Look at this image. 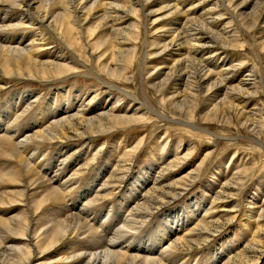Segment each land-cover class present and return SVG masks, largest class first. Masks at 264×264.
Returning a JSON list of instances; mask_svg holds the SVG:
<instances>
[{
	"label": "rangeland",
	"instance_id": "1",
	"mask_svg": "<svg viewBox=\"0 0 264 264\" xmlns=\"http://www.w3.org/2000/svg\"><path fill=\"white\" fill-rule=\"evenodd\" d=\"M115 2L119 5V8L118 10H114L115 14L110 18L109 25L120 30L118 33L111 32L105 20L99 21V19L90 20L78 30L79 24L76 22L75 31L77 30L76 34L86 41L91 50H93L91 57L93 65L97 63V56L99 54H107V57H109L111 53V57H116L121 63V67L125 72L124 74L130 75L134 79V82L130 81L127 84L116 81V85L125 87L127 91L133 93L134 97L125 95L117 89L111 90V88L105 87L96 79L90 76H80V74H72L73 76L63 78L61 81L60 78L58 79L59 81L40 83L33 80H9L2 96L6 97L9 92L15 91H25L24 93L27 94L29 93V89L30 91L39 93L40 96L38 97L39 101H37V104L35 103L32 109L25 113L24 117L22 116V120H19L20 122L25 120L26 122L24 121L23 123L26 124L28 122L31 124L39 116H42V121H46L48 119L47 114L49 111H52L50 107H53V105L54 107H58L57 104L62 103V94L55 92L56 89L64 87L73 90L76 88L85 93L86 96L93 93L94 96L96 95V101L102 100L107 93L110 94L105 106L106 108H111L113 111L111 113L113 114L127 113L129 110L134 109L138 105V102L150 105L152 110L148 115H145L143 122L114 129L104 134L93 135L94 137L91 136V138H88L90 137L89 135L76 138L71 131V136L69 135L66 141L53 142L52 144L51 141H45V144L41 147L42 149H40L41 151L38 152V156H42L39 159L42 162V168L44 166L41 173H45L46 177H48L47 175L52 176L53 171L59 173L68 161L69 165L63 169V172L66 174L73 173L74 176L77 175L73 185L77 187L71 197L73 201L75 200V203H79L75 204L76 206L73 204V207L76 210L84 201L86 202L88 197L89 199L92 198L87 201L89 205L87 213L95 215L97 218L90 215L91 218L88 221L90 220L89 222L94 228L98 226L96 230L97 232H101L107 228L106 226H109V224L107 225L103 221L100 222L101 213L105 214L113 206L111 212L114 211L115 213L112 216L123 214V210L128 206L129 200L132 201L138 192L136 186L133 185L134 181H138V177L142 176L143 171L148 170L150 167L156 172L159 171L160 177L158 176V183L154 184V179L151 177V181H146L139 194L146 193L147 197H153L156 193L151 192L149 190L150 187V189L164 190L168 196L161 203H157L155 205L157 206L156 208L154 206V208L149 210L151 216L146 221L144 216H141V219L139 218L145 221L143 222L144 225L137 224L135 231L133 232L134 229L131 231L134 233V238L137 242H140L144 246H151L155 245L156 238L162 237L166 241L167 236L164 234V228L171 225L165 223L160 226V229H157L162 223V215L175 210L173 212H176L177 215L173 216L174 219L172 218L169 222L172 224V222L180 217L182 208H187V211L192 210V207L188 208L191 203H198L200 206L199 210H202L204 204L211 200L215 201L219 199L217 204H223V207H219L214 210L215 212H211L212 219L207 218L209 221L212 220L208 226L212 232L210 237L203 239V234L201 236L198 234L200 233L199 228L195 229L193 235L199 236L194 240V236H187L189 238L188 241L177 246V251L179 252L176 251L177 253L175 252L168 256L167 264H180L176 263L178 260V262L185 261L184 263L186 264H210L214 254H216L214 256L215 260L218 254L221 255L220 262L222 263V260L225 258L223 249L226 246L232 247L231 254H228L229 256L227 255L228 257L225 258L227 260L229 258V264H264V250L259 251L255 249L253 245L256 240L251 236H255L256 233H258V237L262 236L264 226L259 232L254 223H251L250 227H247L248 229L243 226L244 215L246 211L252 208H249L250 203L256 202L259 205L264 196V0H225V7H227V4L229 10L221 4L220 0H149L140 10H137L136 7L132 8L131 3H125L122 0H115ZM173 3L177 4L175 5L177 7H170V9L166 7L167 4ZM179 10L183 12L178 13ZM183 13L186 14L185 18H181L179 24H174V18L180 17ZM235 15L238 16L234 17ZM195 20H203L208 25L207 30L200 36L202 37L200 38L202 39V44L206 47L199 50L194 49L195 51L187 49L184 52L182 49L184 47L190 48V43L181 42L182 40L184 41L181 38V32L185 31V28L188 25L190 26L189 23ZM190 27L194 28V26ZM176 28L179 33L178 37L169 36ZM21 32L23 30L17 29L13 35H19ZM136 36L137 41L135 43L133 37ZM50 37L52 42L61 48L63 47L62 49L67 55L76 57L78 68L80 67L84 72L91 74L84 64L78 60L76 55L66 49L56 38ZM154 42L155 44L153 45L152 43ZM134 43L133 47L136 48V54L135 57H132V54L129 53L130 55H128L125 49L131 48ZM84 46L83 43H80V48L78 47L77 49L82 55L86 56L88 55V50ZM164 47L166 50L160 52ZM171 51H175V55H171ZM210 51H217L216 56H206ZM55 53H57L56 50H43L42 55L38 56V60L50 59ZM181 54L187 59L182 58L174 63L175 59L181 58ZM221 58H224V61H232L233 63L242 62L243 65L241 68L230 70L228 67L221 66L223 64ZM197 63H203L206 68H214L215 70H218L220 67L224 71L230 70L229 73L225 74L230 78L229 83L232 78L239 79L244 74H248L247 69L251 71L252 75L255 76L254 79L252 77V81L254 80L256 83V90H254V93L247 95L248 101L244 108L246 115H239L237 112L233 114L227 107L223 106L216 109L206 108L201 102L190 98L180 100L174 106L169 105V101L175 100V96L177 95L174 93L173 86L168 85L167 92L169 96L167 100L160 95V87L147 88L143 85L141 73L143 72V68H147L146 66L153 65L158 67L159 77L157 81L160 82L171 72L173 74L177 73L180 68L185 70L186 76L192 78L193 70ZM85 65L94 70L90 66L91 64L85 63ZM212 81L213 79L209 80L208 84H211ZM235 83V81L231 80L230 85H235ZM180 87L183 88V85ZM223 92L224 90H221L219 97L224 95ZM59 99L61 101L58 102ZM128 100L131 102L129 103ZM140 107L142 109H139V111L146 113L147 109L142 107V105ZM256 107L259 110V117L257 118L260 122L259 126H256L250 118V112L255 110ZM125 108L126 111L124 110ZM40 113L43 114L41 115ZM30 124L27 125L29 126ZM250 126L255 127L251 132L248 131ZM253 133L259 135L260 141H248L243 137L246 134ZM86 138L89 139V144L88 148L84 149L82 147L86 146ZM114 146H118L117 148L119 149L112 151ZM69 147L71 151L68 154L67 148ZM190 148H192V154L183 164L178 166H176L175 162L174 165L167 164L173 155L176 154L180 157L182 153ZM65 154H68L65 157L67 159L65 164L58 166L57 161L61 159L60 157L66 156ZM79 154H82V157L71 163ZM94 154L96 155L94 156ZM167 155L170 156L169 159H166ZM241 159L245 160L244 163H246L245 167L248 173L244 174L245 179L243 184L237 187L238 194L236 196L231 194L230 197H227L221 193L219 195L220 198L213 199L216 194L220 193L219 190L223 182L233 176L234 171L240 165L239 161ZM200 160L204 161L198 167L197 163ZM5 161H7V165H2V167L8 168L14 165L12 162H8L7 159ZM78 165L83 166V169L79 172L76 171ZM189 167H193V169L199 168L194 180L187 182L185 186L181 187L171 183L178 175L186 173ZM57 168L59 170L55 171ZM112 168H115V171L109 175ZM116 174L117 176H115ZM174 176L176 177L174 178ZM107 177L112 179V182H108L107 184L114 187V189L112 187V193L108 195L109 197H104L100 194L101 199H94L93 193H91L87 198H80L79 195L85 187L88 188L89 185L97 187ZM162 183L163 185H161ZM258 184H261L258 187L259 191H255V195L253 194L254 196H252L250 193L256 190ZM161 186H165L166 188L163 189ZM118 187L120 188L118 189ZM172 193H174L173 196ZM137 197L138 201L142 196L138 195ZM65 201L69 203L67 199ZM148 202L140 204L141 206H147ZM149 204L151 206L154 205L153 202ZM16 206L19 207V205ZM16 206L0 208V210L4 214H9ZM233 207H236L234 211ZM256 209L258 210V208ZM148 213L146 212V214ZM234 214L236 217H231ZM196 216L197 212L194 214L195 218ZM114 219L115 217L111 220ZM116 221L118 222V218ZM110 228L112 227L109 226L107 230ZM221 242H224V244H221ZM249 243L252 245L249 246ZM62 263L70 264L73 263V260L67 259Z\"/></svg>",
	"mask_w": 264,
	"mask_h": 264
},
{
	"label": "bare ground",
	"instance_id": "2",
	"mask_svg": "<svg viewBox=\"0 0 264 264\" xmlns=\"http://www.w3.org/2000/svg\"><path fill=\"white\" fill-rule=\"evenodd\" d=\"M122 1L129 4L131 3L132 8L136 7L137 10H140L149 0ZM220 2L225 7V0H220ZM175 5L177 4H167L166 7H168V9H170V7L175 8L177 7ZM226 6L225 8L229 10V6L227 4ZM118 8L119 5L115 0H0V208L19 205V207L16 206L14 210L12 209L13 211L9 214H4L0 210V264H63L62 262L67 259L73 260V263L70 264H165L168 260V256L177 251V246L188 241L189 238L187 236H194L193 232L195 229L199 228L200 233L198 234L200 236L203 234V239H205V237L209 238L212 233L208 227L212 220L209 221L207 218L212 217L211 212L219 207H223V204H217L219 199L215 201L211 200L206 204L202 203L204 204L202 210H199L200 206L198 203H191L188 208L192 207V210L187 211V208L184 207L185 210L182 208L180 215L178 214L180 217L177 216V221L175 220L172 224L169 222L173 216L177 215L176 212H173L175 210L162 215V223L157 229H160V226L165 223L171 225L165 228L163 226L165 229L164 234L167 236L166 241L160 236L161 238H156V243L154 242L155 245L144 246L135 240L133 232L137 228V224L144 225L143 222L151 216L149 210L154 208L157 203H161L162 200L168 196L165 194L164 190L156 188L150 189V187L149 190L156 193L153 197H147L146 193L139 194L146 181H151V177L154 179V184L158 180L159 171L156 172L150 167L148 170L143 171L142 176L138 177V181H134L133 185L136 186L138 192L132 201L129 200V204L124 208L123 214L112 216V214L115 213L114 211L111 212L113 206H111L110 210L105 214L101 213L100 222L103 221V223L109 224V226L112 227L107 230L109 226H106L107 228L101 232H97L96 228L98 226L94 228L90 224V220L88 221V219L91 218V214L87 213L89 207L87 201L92 199L88 197L91 193H93L92 196H94V199H101L100 194L105 197L112 193L113 186L107 184L108 182H112L110 177L102 180L103 183L101 182L102 184H99L97 187H95V185H89L88 188L85 187L79 196L80 198L88 197L89 200L87 199L86 202L84 201V203L75 210L73 204L77 205L79 202L75 203V200L73 201L71 196L77 187L76 185L73 186L77 175L74 176L71 172V174L63 172V169L69 165L68 161L65 164L67 160L65 157L70 153V147L67 148L69 152L67 155L65 154L66 156L60 157L58 155L61 158L57 161L58 166L65 164V166L63 165L64 167L62 166L63 168H61L59 173L53 171V175H47L48 177H46L45 173H41L44 166L42 168V162L39 161L42 156L39 157L38 152L41 151L40 149H42L41 147L45 144V141H51V144L53 142L66 141L71 131L76 138L87 135L90 136L88 138H91L93 135L104 134L114 129L143 122L145 115H148L152 110L150 105L144 102H138V105L127 113L113 114L111 113L112 109L106 108L105 106L110 94L107 93L102 100L96 101V95L94 96L93 93L86 96L85 93L76 88L73 90L64 87L62 89H56L55 91L57 93L60 92L63 97V99L61 98L62 103L57 104L59 109L53 105V107H50L52 111H49L47 114L48 119L46 121H42V116H39L36 117L34 122L31 121V124L28 122L27 124H30L28 126L26 123H23L25 120L21 122L19 120H22V116L24 117L25 113L30 111L35 103L37 104V101H39L38 97L40 96L39 93L30 91L29 89V93L27 94L24 93L25 91H15L9 92L6 97L2 96L9 80H33L40 83L59 81L58 79L60 78L61 81L63 78L73 76L72 74H80V76H90L96 79L105 87L111 88V90L117 89L125 95L134 97L133 93L127 91L125 87L116 85V81L123 82V84H127L130 81L134 82L132 76L124 74L125 72L121 67V63L116 57H111V53L109 57H107V54H99L97 56V63L94 62L95 65H93L91 58L93 50H91L86 41L76 34L79 28L93 19H99V21L105 20V23H107L110 28L109 30L118 33L120 30L109 25L110 18L115 14L114 10H118ZM181 12L183 11H178V13ZM185 15L186 14L183 13L180 17H175L174 24H179L180 19L185 18ZM237 16L238 15H235L234 17ZM76 22L79 24V27L75 31ZM189 24L190 26H194V28L188 25L185 31L181 32V38L184 39V41L182 40L181 42H189L190 48L184 47L182 51L185 52L187 49L199 50L206 47L202 44V39H200L202 38L200 36L208 28L206 22L203 20H195ZM17 29H21L23 32L19 35H13L16 33ZM209 31L211 32V30ZM178 35V29L176 28L169 36L178 37ZM50 36L56 38L66 49L76 55L78 60L84 64L91 74L84 72L80 67L78 68L76 57L74 58L73 56L67 55L62 49L63 47L61 48L59 45L52 42ZM133 40H135L136 43L137 36L133 37ZM80 43L85 45L84 47L87 48L88 55H82L77 49L78 47L80 48ZM135 43L131 48L128 47L125 49V52L128 55L132 54V57H135L136 54V48L133 47ZM152 44L154 45L155 42ZM46 49H51L52 51L56 50L57 53L50 59L38 60V56L40 54L42 55L43 50ZM165 50L166 48L164 47L160 52ZM173 54L175 55V51H171V55ZM216 54L217 51H210L206 56H216ZM182 58L184 57L181 54V58L175 59L174 63ZM221 60H223L221 66L228 67L230 70L241 68L243 65L242 62L233 63L232 61H224V58H221ZM85 63L91 64L90 66L94 70L85 65ZM146 67L147 68H143V72L141 73L143 85L147 88L160 87V95L167 100L169 96L167 92L168 85L170 84L173 86L174 93L177 94L175 96L176 99L168 103L173 106L180 100L190 98L201 102L206 108L210 107L216 109L223 106L227 107L233 114L237 112L239 115H246L244 108L248 101L247 95L254 93V90H256V83L254 80L252 81V77L254 79L255 76L252 75L249 69L246 70L248 74H244L241 78H232L231 80L236 83L235 85H230L231 80L229 83L230 78L225 75L229 73L230 70L224 71L221 67L218 70L209 67L206 68L203 63H197L193 70L192 78L186 76L185 70L180 68L177 73L173 74V72H171L160 82L157 81L159 77L158 67L153 65ZM211 79H213L212 83L208 84V81ZM171 80L172 82H170ZM181 85H183V88L180 87ZM221 90H224V95L219 97ZM55 97L58 98L57 96ZM117 97H119V95H117ZM59 101L61 100L59 99L58 102ZM128 102L130 103L131 101L128 100ZM140 105L146 108L148 112H140L139 109H142ZM124 110L126 111V108ZM250 113L252 122L256 126H259L260 122L257 119L259 117V110L257 107ZM254 128L255 127L250 126L248 131L251 132ZM243 137L248 141H260L261 139L259 135H255V133L246 134V136ZM88 138H86L85 141L87 147H82L84 149L88 148ZM117 147L114 146L112 151L118 150L119 148ZM96 154H94V156ZM191 154L192 148L182 153L180 157L175 154L167 164L174 165L175 162L176 166L181 165ZM81 155L79 154L76 156L71 163L80 159L82 157ZM167 156L166 159H169L170 156ZM5 159H7L8 162H12L14 165L8 168L4 167L7 165ZM203 161L204 160H200L197 166L200 167ZM244 162L245 160L243 159L239 161L240 165H237L238 167L234 171L233 176L229 179L227 178L226 181L223 182L219 190L220 193L216 194L213 199L220 198L219 195L221 193L227 197H230L231 194L234 196L238 194L239 191H237V187L243 184L245 179L244 174L246 175L248 173L245 167L246 163ZM2 165H4V168ZM198 167L195 169L189 167L186 173L181 172V175H176L177 178L172 180L171 183L179 187L185 186L187 182L196 178L199 170ZM76 169L75 170L79 172L83 169V166L78 165ZM114 169L115 168L111 169L109 175L114 173ZM58 170L59 168L55 171ZM115 176H117V174ZM176 176H174V178ZM161 185H163V183ZM260 186L261 184H258L256 190L250 194L254 196L255 191H259L258 187ZM119 188L120 187H118V189ZM161 188L165 189L166 187L161 186ZM138 195L142 197L137 201ZM173 195L174 193H172V196ZM65 199H67L69 203H66ZM146 201H149L148 205L141 206L140 203ZM201 201L203 200L201 199ZM150 202H153L154 205L151 206L149 204ZM256 205V202L250 203L249 208H252L246 211L243 219V226L247 228L250 227L251 223H254L259 232L264 226V196L262 202ZM156 207L157 206H155V208ZM233 208L234 211L236 207ZM256 208H258V210ZM146 212L149 213L146 214ZM196 212L197 216L195 218L194 214ZM141 216L146 218L145 221L140 220ZM233 216H235V214L231 217ZM113 217H115V219L111 220ZM117 218L118 222L116 221ZM115 223L116 225H114ZM132 230L133 232H131ZM263 234L264 231L260 237H258V233H256L255 236L251 235L252 238L256 240L253 246L259 251L264 250ZM199 235L194 236L193 240ZM133 242L137 243L134 244ZM222 243L224 244V242H221V244ZM248 245L250 246L252 244L249 243ZM231 249L232 247L227 246L223 249L225 258L229 256L228 254H231ZM215 255L216 254L212 256L213 260L210 264L221 263V255L218 254L216 260L214 259ZM225 258L222 260L221 264H229V258L228 260ZM178 261L176 263L186 264L184 263L185 261Z\"/></svg>",
	"mask_w": 264,
	"mask_h": 264
}]
</instances>
